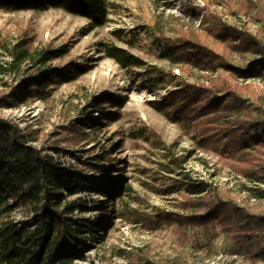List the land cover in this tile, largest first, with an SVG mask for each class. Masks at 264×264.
Masks as SVG:
<instances>
[{
	"label": "rangeland",
	"instance_id": "rangeland-1",
	"mask_svg": "<svg viewBox=\"0 0 264 264\" xmlns=\"http://www.w3.org/2000/svg\"><path fill=\"white\" fill-rule=\"evenodd\" d=\"M250 2L264 8V0H107L109 20L103 25L57 8L0 10V116L27 132L32 145L44 147L91 180L80 194L86 199L84 211L77 212L91 218L96 231L80 248L85 258L79 257L76 264H252L241 253L238 260L219 257L236 252L224 232L211 237L202 228L175 224L148 229L135 216L151 218L156 207L182 211L184 187L164 191L175 178L161 169V163L168 152L184 155L190 150L193 154L185 165L190 177L205 179L222 197L264 212V196L245 190V185L264 187V141L241 150L245 135L238 128L219 129L202 138L204 123L214 124L216 114H221L216 119L221 123L264 117V80L239 77L221 64L199 63L186 51L201 45L200 50H213L230 64L246 66L259 54L252 45H234L245 36L242 32L264 43V21L256 17ZM219 22L226 24L224 30L215 26ZM22 41L32 52L58 49L49 66L72 64L88 70L52 85L44 99L6 105L4 95L17 82L10 69L15 62L12 53ZM113 48L138 56L144 66H122L109 55ZM171 50L183 57L168 55ZM146 69L155 70L152 76L162 71L166 81L149 86L142 75ZM219 75L233 83L236 96L218 91ZM182 81L199 85L195 106L211 101V113L184 121L164 112L172 107L165 96ZM216 93L223 97L213 105ZM155 101H163L164 109ZM89 111L101 123L74 134L75 118ZM99 186L116 188V199L97 190ZM30 216L29 207L21 204L11 214L14 219Z\"/></svg>",
	"mask_w": 264,
	"mask_h": 264
},
{
	"label": "trees",
	"instance_id": "trees-1",
	"mask_svg": "<svg viewBox=\"0 0 264 264\" xmlns=\"http://www.w3.org/2000/svg\"><path fill=\"white\" fill-rule=\"evenodd\" d=\"M250 7L256 10V17L264 21V8L254 2H250ZM49 8L63 9L85 17L95 25H103L109 20L107 0H0V10ZM225 25L224 22H219L215 26L224 30ZM227 28L230 34L234 33L232 26ZM242 34L245 36L234 45L244 48L252 45L259 54L249 60L246 66L230 64L213 50H200L203 47L201 45L186 51L192 54L190 59L199 63L210 66L221 64L239 77L264 80V43L252 33L243 31ZM58 51L50 49L32 52L25 45V41L15 46L12 53L15 62L11 64L10 69L16 74L17 82L10 84L8 94L4 95L6 105L44 99L51 92L52 85L72 81L88 70L72 64L63 68L49 66L48 62L56 58ZM171 51L168 55L179 59L183 57L177 54L178 50ZM108 52L124 67H142L145 64L138 56L120 48H113ZM24 64L27 65L23 67ZM153 73L155 70L146 69V73L142 74L145 75L149 86L158 87L160 82L166 81L162 71L156 72V76H152ZM219 79L222 84L218 91L233 93L231 97L236 96V89L228 77L219 75ZM180 85L173 89L174 92L165 96L168 104L172 106L164 110L165 113L173 119L180 117L184 121L197 113L199 116L204 111L211 113V101L206 100L198 107L195 106L198 101L195 99L201 89L199 85L185 81ZM213 97L215 105L223 95L216 93ZM94 100L99 101L100 98L94 97ZM162 102L155 101L154 104L163 110ZM191 109H195V112L189 114ZM90 111L85 116L75 118V126L72 128L74 134L84 132L82 129L85 127H96L101 123L100 120L92 118L93 112ZM98 111L104 113V110ZM183 113L184 116H180ZM220 117L221 114L213 116L214 124L204 123L202 138L210 137L219 129L238 128L245 135L241 150L249 143L259 144L264 141V117L257 121L236 117L222 120L224 123L216 122ZM55 149L59 151V148ZM192 154V150L184 155L168 152L165 156L167 161L161 163V169L175 178V182L164 188V191L173 193L176 188L184 187L185 197L180 203L182 211L156 207L151 218H144L140 213L135 216L148 229L175 224L184 228H202L211 237L224 232L232 239L234 251L250 259L252 264H264V212L222 197L216 187L205 179L190 177L185 165ZM246 172L256 173L254 170ZM90 183L91 180L74 166L65 164L44 147L32 145L27 132L10 119L0 116V264H76L79 257L85 258L80 253V248L87 245L96 231V224L91 218L80 214L84 211L83 206L86 203V199L80 194ZM97 190L111 200L116 199L118 190L114 187L108 190L99 186ZM245 190L257 197L264 196V187L245 185ZM19 204L29 207L30 217H11Z\"/></svg>",
	"mask_w": 264,
	"mask_h": 264
},
{
	"label": "bare ground",
	"instance_id": "bare-ground-1",
	"mask_svg": "<svg viewBox=\"0 0 264 264\" xmlns=\"http://www.w3.org/2000/svg\"><path fill=\"white\" fill-rule=\"evenodd\" d=\"M231 257V260H238L240 257H242V255H240L239 253L235 252V253H231V254H221L219 257ZM215 264V263H212Z\"/></svg>",
	"mask_w": 264,
	"mask_h": 264
}]
</instances>
